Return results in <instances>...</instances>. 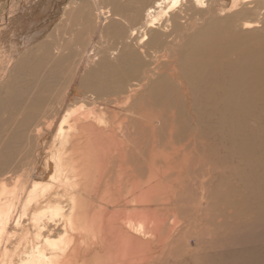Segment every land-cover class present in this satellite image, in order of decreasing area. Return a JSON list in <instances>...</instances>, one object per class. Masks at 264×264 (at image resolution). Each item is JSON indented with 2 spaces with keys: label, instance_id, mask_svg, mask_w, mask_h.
<instances>
[{
  "label": "bare ground",
  "instance_id": "bare-ground-1",
  "mask_svg": "<svg viewBox=\"0 0 264 264\" xmlns=\"http://www.w3.org/2000/svg\"><path fill=\"white\" fill-rule=\"evenodd\" d=\"M64 1H19L23 14L2 13L0 34L78 17L74 1ZM216 2L100 0L89 26L102 21L100 37L112 28L120 47H106L96 68L88 63L82 76L70 70L68 80L84 94L99 92L130 61L133 70L123 74L137 84L110 107L68 102L42 128L17 104L7 107L10 118L0 110L8 172L0 176V264H213L222 251L244 250L246 216L254 214L235 187L250 178L252 102L261 103L259 116L264 108V0ZM33 6L38 16L26 12ZM52 8L57 14L41 15ZM121 21L133 25L126 30ZM257 150L256 165L264 163ZM254 190L260 222L264 197Z\"/></svg>",
  "mask_w": 264,
  "mask_h": 264
},
{
  "label": "rangeland",
  "instance_id": "rangeland-1",
  "mask_svg": "<svg viewBox=\"0 0 264 264\" xmlns=\"http://www.w3.org/2000/svg\"><path fill=\"white\" fill-rule=\"evenodd\" d=\"M13 1L15 4L14 3L13 5L10 4L9 8L7 2H5L4 4H0V16L2 13L5 14L7 11L10 10H16L14 11V13L16 14L22 12L21 7H19V3H20L19 1L21 0H13ZM28 1L29 0H26L27 3ZM59 1L60 0H56V4L60 3ZM65 1L63 3H65ZM73 1L74 4L72 6L76 7L75 10L76 12L78 11L79 13L77 15L78 17H75L71 21L70 20L66 21L62 17L61 20H57L54 25L52 24L51 27L48 28V24L50 22L42 23V24L39 23L37 25L38 22L34 20L31 23L27 22V24L29 23V25L31 26H34L36 24L34 27L28 26V28H30L31 30L25 28L23 31L21 30V32L13 31L12 34H8L5 31L1 32V34L3 33L2 35L4 36L2 37L3 40L1 41V43H4V46H2L3 44L0 43L1 44L0 45V67H1L0 68V110L4 112L5 109L4 112L5 114L3 113L4 114L3 119H6L7 118L6 116H9L7 115V113L10 111H8L7 107H9V109L15 108V104H17L19 105L17 106L18 107L17 109L19 111L21 110L20 112L26 113V115L28 116L27 121L30 122L29 124H33V126H40L42 128L44 123L46 122V118L50 119L54 112L66 109L69 104L68 102L78 99V101H81L85 104H87L86 102H89L88 105L106 104V106L110 107V105H112L111 103L114 104L115 101L119 100L118 98L124 96V92L126 91V89H124L123 91L121 90L122 88H125L129 84L127 87L128 89L131 84L133 85L137 84L136 79H134L135 77L124 75L127 70L131 69L129 67L130 61L129 62L126 61L122 63L121 66H119V70L114 73L112 77V79L114 80L110 79L108 82L102 84V86H104L105 89H103L102 87L99 92L96 91L88 92L87 95V93L84 94L82 92L80 84L76 85L75 83H71L73 84L71 86L68 80L70 70L74 71L77 75L82 76L89 70L88 67H86L88 63L91 62L94 64V65L93 64L90 65L89 66L90 68L97 67L96 64L100 63L99 60L100 57H102L101 55L103 54L102 53L103 49H105L106 47L107 49H110V47H112V49H118L120 47L119 45H117L118 42L113 40L114 38L110 33L114 31L112 28L108 29L109 31L107 30V32L104 33V38L100 37L99 32L97 30L98 28L103 27V26L100 27V25H102L100 22L102 21L96 20L98 22V23H94V25L96 24V26L94 27L89 26L90 18L88 20L87 16L89 17L91 16V14L94 15L97 11L100 10L96 8L99 7L96 3L100 0H73ZM91 1H93L94 3ZM227 2L228 0H220V1L218 0L216 4L219 7H221L225 5ZM33 10H34V6L30 9L28 8L26 12L27 13L29 12L37 16L40 14L39 10L38 13L36 14L34 13ZM52 10L43 12L41 13V15H47V13L49 15L57 14L56 9L52 8ZM142 13L143 12L141 11V15ZM21 14H23V12ZM60 17H61V12L59 14V19ZM45 20L46 19L42 18V20L40 21L43 22ZM105 22L106 21H104V23ZM120 23L123 25V28H125L126 30H129L130 27H132L131 25H133L128 21H121ZM45 27L47 30L45 29ZM102 29H105V26ZM121 29H120V33H121ZM5 33L8 34L6 35L7 37H5ZM72 38L73 40H69ZM61 41L62 43H60ZM69 43H73V46L70 47ZM2 50H4V52ZM61 50L64 51L62 52ZM59 51L61 52L58 53ZM108 52H106V55L107 54L109 55L108 58L111 61L107 60V64H109V67L111 68L113 64H110V62L115 63L116 61H113L114 58L112 56V50H109ZM58 57H60L61 59L60 58L58 59ZM37 62L39 65H37ZM125 63L127 66L125 65ZM124 67H126V69ZM102 71L104 70H101L100 72ZM119 79H121L120 81H122L121 83L123 84L121 86L119 85L120 83L118 82ZM30 80L31 81L34 80L35 84L37 85H32L31 83L30 84L31 88L28 89L27 86L29 85ZM27 90L29 91V93ZM120 91L123 92V94ZM142 97L143 95L139 97L141 98L140 100H143ZM23 104L25 108H23ZM252 104H253L252 107L255 108L256 112L254 113V116L251 119H249L247 123V127L249 130L248 132L253 134V136L252 135L250 136L254 138L252 142L247 143V148L248 149L250 148L249 149L250 151L247 150V155H248L247 162L250 171V178L247 179V186L243 187L242 185L241 189L237 187H235V189L238 191L243 190L245 192L246 198L250 202L249 210L254 214V216L248 213L247 216L245 215L247 220L246 222L247 229H246V235L242 240V246L244 247V250H242L241 247L237 246L234 247L233 250L230 249V250L222 251L213 258L212 261L213 264H218L222 260V258H224V262H225L226 255L227 257H229L228 260L232 262L226 260L225 264H235V263L241 264L242 258L244 264H264V213L262 215L263 220L258 222L257 221L258 219H256L257 218L256 213L260 205L256 199L258 192L257 195L256 194L254 195L255 192L254 189H258L261 190L264 197V166H263L264 163L260 162L262 163V165H260L259 163L258 164L260 166L259 167L258 165H256L255 161L253 160L255 155H251L252 149H254L255 153H258L259 150L257 149H259L261 146L263 148L262 152L264 151V108L262 110V114L259 116L257 112H261V108H262L261 103H259L258 100H254ZM13 113L15 112L13 111L12 114ZM10 117L11 116H9V118ZM220 125H222L221 122L220 123L218 122L216 124V126H220ZM47 134H48V130L46 129V127H44L43 130L38 134V136L39 137L42 136L43 138ZM5 168H7V165L3 164L2 167V163L0 161V176L6 175L8 173L5 172ZM251 198L253 200L252 202H251ZM237 224L238 222H234L233 223L234 226H230V227L225 226L224 228L228 229L229 227V229L230 228L235 229ZM238 240H239V236L237 235L233 242L235 241L237 242Z\"/></svg>",
  "mask_w": 264,
  "mask_h": 264
},
{
  "label": "water",
  "instance_id": "water-1",
  "mask_svg": "<svg viewBox=\"0 0 264 264\" xmlns=\"http://www.w3.org/2000/svg\"><path fill=\"white\" fill-rule=\"evenodd\" d=\"M0 1H2V0H0Z\"/></svg>",
  "mask_w": 264,
  "mask_h": 264
}]
</instances>
